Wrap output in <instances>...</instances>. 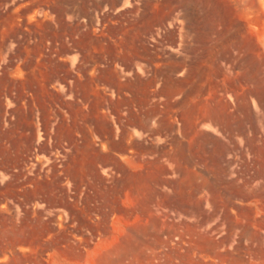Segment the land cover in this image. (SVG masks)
<instances>
[{
    "label": "rangeland",
    "instance_id": "obj_1",
    "mask_svg": "<svg viewBox=\"0 0 264 264\" xmlns=\"http://www.w3.org/2000/svg\"><path fill=\"white\" fill-rule=\"evenodd\" d=\"M124 77L166 96L106 159ZM0 264H264V0H0Z\"/></svg>",
    "mask_w": 264,
    "mask_h": 264
},
{
    "label": "crops",
    "instance_id": "obj_2",
    "mask_svg": "<svg viewBox=\"0 0 264 264\" xmlns=\"http://www.w3.org/2000/svg\"><path fill=\"white\" fill-rule=\"evenodd\" d=\"M175 83L184 85L182 80H175ZM150 89L155 91L158 97L166 96L162 90H157L155 87H149L145 92L140 93L136 88L135 82L126 77L119 80L117 88L105 86L99 81H91L89 84L83 83L82 87L76 90L77 113L81 120L95 122L92 126L88 125V128L94 129L92 137L94 136L101 141L102 148L100 153L106 159L115 157L126 158L128 151H132L134 145L138 146L140 144L144 146L148 144V142H139L137 140V135L135 134L137 127L134 122L152 119L149 115L151 107H153L150 102ZM91 94L95 98L100 97L101 101H95L93 104L87 103L86 100ZM184 94V89L181 87V90L179 89V91L171 95V98L174 99L176 97L178 99L175 102L176 106L180 105L182 109L187 105V102L179 101ZM140 96L145 97V102L137 101L136 98ZM173 99L171 102H167L171 110H174ZM157 111L159 112V109L156 107L154 112L156 113ZM102 128L105 129L104 132ZM114 165L103 164L102 167L111 168Z\"/></svg>",
    "mask_w": 264,
    "mask_h": 264
}]
</instances>
